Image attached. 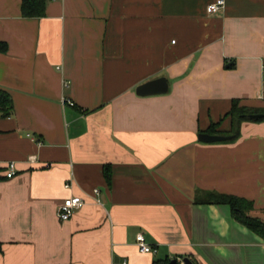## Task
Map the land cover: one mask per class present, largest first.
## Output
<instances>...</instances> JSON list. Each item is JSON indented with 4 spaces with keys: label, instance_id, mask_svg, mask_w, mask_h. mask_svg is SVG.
Here are the masks:
<instances>
[{
    "label": "crops",
    "instance_id": "1",
    "mask_svg": "<svg viewBox=\"0 0 264 264\" xmlns=\"http://www.w3.org/2000/svg\"><path fill=\"white\" fill-rule=\"evenodd\" d=\"M213 1L47 0L28 18L0 0V90L14 103L0 111V173L18 167L0 179V264H264V238L230 205L195 201L236 195L264 220V120L199 139L213 122L230 130L235 98L264 107V0L210 14ZM161 76L167 93L137 94ZM72 196L85 204L61 220Z\"/></svg>",
    "mask_w": 264,
    "mask_h": 264
},
{
    "label": "trees",
    "instance_id": "2",
    "mask_svg": "<svg viewBox=\"0 0 264 264\" xmlns=\"http://www.w3.org/2000/svg\"><path fill=\"white\" fill-rule=\"evenodd\" d=\"M47 0H22L21 10L22 15L28 18L43 17L46 14ZM8 50V44L5 41L0 40V52L5 53ZM14 103L11 94L1 89L0 90V111L2 116H10L13 112ZM264 113V107H252L241 104L239 98H235L232 101V106L225 118H230L231 128L229 131H221L219 129L222 120L219 122H213L206 132L211 134H222L233 136L234 139L239 137L241 124L245 120L262 121V118H252L251 114ZM111 166L106 164L104 166V174L107 181H111ZM199 204H228L232 209L233 217L243 223L245 226L253 230L255 233L264 238V220L256 215H252L254 210L253 202L236 195L225 194L215 191H203L197 195L195 199ZM1 248V244H0ZM170 258L159 259L154 261L153 264H169Z\"/></svg>",
    "mask_w": 264,
    "mask_h": 264
},
{
    "label": "built area",
    "instance_id": "3",
    "mask_svg": "<svg viewBox=\"0 0 264 264\" xmlns=\"http://www.w3.org/2000/svg\"><path fill=\"white\" fill-rule=\"evenodd\" d=\"M224 8H225V0H215L208 4L207 11L208 13L213 14V13L220 12ZM262 69H263V75H264V64L262 66ZM263 81H264V76H263ZM30 160L35 161L36 159L32 156ZM4 169H5L4 173L3 174L0 173V179L2 177L13 178L14 176L18 174V167L15 161L9 162L5 166ZM67 186L69 185L67 184ZM94 192L99 193V190L95 189ZM84 204H85V200L81 196H72V197L66 198L59 206V209H58L59 218L61 220L71 219L75 215L76 211L79 208H81ZM137 241H138L140 250L142 252L153 251L152 246L149 243H147L145 236L143 234H138ZM182 264L184 263L182 262Z\"/></svg>",
    "mask_w": 264,
    "mask_h": 264
},
{
    "label": "water",
    "instance_id": "4",
    "mask_svg": "<svg viewBox=\"0 0 264 264\" xmlns=\"http://www.w3.org/2000/svg\"><path fill=\"white\" fill-rule=\"evenodd\" d=\"M169 81L168 78L165 76H161L158 78H155L153 80H149L147 82H144L140 84L136 92L140 96H148V95H154V94H162L167 93L169 91ZM252 118H262L264 117V113H258V114H251ZM233 136H225V135H218V134H209L206 132L199 134V139L203 142H217V141H223V140H229ZM184 264H195L192 259L189 257H185L183 259ZM169 264H182L181 261H179L177 258H173Z\"/></svg>",
    "mask_w": 264,
    "mask_h": 264
}]
</instances>
